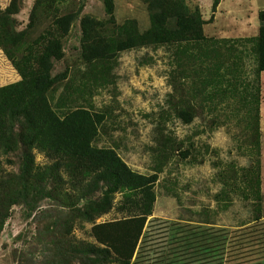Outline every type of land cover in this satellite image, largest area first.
Wrapping results in <instances>:
<instances>
[{"label":"rangeland","instance_id":"obj_1","mask_svg":"<svg viewBox=\"0 0 264 264\" xmlns=\"http://www.w3.org/2000/svg\"><path fill=\"white\" fill-rule=\"evenodd\" d=\"M50 1L59 12L47 8ZM113 1L115 24L106 28L114 39L151 27L148 1ZM183 1L205 21L204 40L190 43L191 52L182 53L178 43L151 44L89 65L81 61L80 20L106 21L104 0H0V15L21 34L16 46L0 43V87L20 79L11 59L35 43L43 47L40 36L52 30L55 13L81 7L62 38L64 55L51 72L60 77L48 98L59 115L78 106L102 114L94 144L115 149L136 172L158 175L152 213L129 264H264V71L256 75L249 41L258 34L264 0H220L216 8L213 0ZM230 52L241 57L236 72L224 55ZM250 106L258 108L257 150L247 140L256 119ZM32 153L37 166L54 163L37 149ZM18 162L7 155L1 174L16 172ZM65 171H57L51 196L32 211L24 204L6 211L0 264H85L93 222L72 187L77 180ZM250 171L259 176L260 200L245 187ZM126 193H114L112 208L94 223L127 216Z\"/></svg>","mask_w":264,"mask_h":264},{"label":"trees","instance_id":"obj_2","mask_svg":"<svg viewBox=\"0 0 264 264\" xmlns=\"http://www.w3.org/2000/svg\"><path fill=\"white\" fill-rule=\"evenodd\" d=\"M146 1L152 12L151 27L121 40L114 39L106 28L107 24H115L113 0H104L109 16L106 21L83 15L80 20L81 61L89 65L97 64L119 51L151 44L178 43L182 46L181 52L187 53L192 51L187 49L190 43L194 45V42L204 40L202 25L205 21L198 13H189L183 0ZM219 2L213 0V8ZM47 8L59 12L53 1L48 3ZM14 9L7 8L6 12L12 14ZM81 10L80 7L75 13H55L51 21L52 30L40 36L44 41L43 47L35 43L36 49L31 46L35 50L27 48L20 57L11 59L20 79L0 87V168L7 155H16L20 160L16 172H0V227L6 211L13 205L24 204L32 211L40 200L50 197L49 182L58 179L60 175L57 171L66 168L65 172L77 180L72 184L73 189L78 190L84 199L82 213L87 221L93 222L90 234L94 243L83 250L87 259L85 264H129L143 234L147 216L152 213L158 175L136 172L115 149L94 144L102 114L78 106L59 115L48 98V92L60 77L53 76L51 72L54 61L62 59L64 55L62 38L68 34ZM258 19V34L254 42L249 40L253 43L256 75L264 71V9L258 11ZM103 32L109 38L103 36ZM20 39L21 34L11 30L9 17L0 15V43L3 47L7 44L16 46ZM224 55L228 60L233 58L231 69L236 72L241 57L231 52ZM252 111L256 119L254 123L250 122L247 140L249 148L255 147L257 150V106H250L248 115ZM186 113L183 110L181 116L188 121L190 116ZM33 149L43 152L54 163L51 166H37ZM6 159L9 164L14 163ZM247 176H252L253 180L244 176L245 187L254 189L255 198L260 200L257 172L250 171ZM118 191H127L124 201L127 204L124 207L128 215L94 223L96 217L112 208L113 194Z\"/></svg>","mask_w":264,"mask_h":264}]
</instances>
